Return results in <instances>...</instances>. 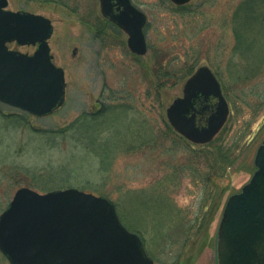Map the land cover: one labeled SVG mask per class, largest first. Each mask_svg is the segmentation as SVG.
<instances>
[{"label": "rangeland", "instance_id": "rangeland-1", "mask_svg": "<svg viewBox=\"0 0 264 264\" xmlns=\"http://www.w3.org/2000/svg\"><path fill=\"white\" fill-rule=\"evenodd\" d=\"M131 1L147 17L148 48L143 55L128 49L127 35L118 28L110 25L102 30L103 37L98 34L96 15L103 18L99 0H79V12L57 2L8 0L7 9L51 20L48 44L54 63L64 70L66 88L64 104L46 116L0 102V213L21 186L76 187L110 198L130 231L143 228L146 235L152 234L161 223L156 208L161 202L174 208L164 218L166 223L176 210L184 209L187 218L198 216L196 229L200 221L211 220L209 233L214 236L227 198L255 170L254 155L264 137V68L256 77L235 84L233 102L226 98L230 112L222 129L208 143L197 144L177 133L166 117V108L182 96L189 75L160 87L153 66L180 67L188 61L197 64L192 72L203 64L214 71L217 65L228 80L239 76V70L236 76L227 70V63L243 65L239 52L232 53L231 25L232 12L242 0H191L184 7L170 0ZM89 9L96 15L89 16ZM261 43L257 38L247 51L251 60L264 56ZM7 47L25 53L35 50L15 42ZM105 104L120 107L93 115ZM84 114L95 120L77 132L61 131ZM219 146L230 147L225 150L227 159L220 157ZM213 204L218 205L215 210ZM195 230L181 259L214 264L205 234ZM0 264H10L1 251Z\"/></svg>", "mask_w": 264, "mask_h": 264}, {"label": "water", "instance_id": "water-1", "mask_svg": "<svg viewBox=\"0 0 264 264\" xmlns=\"http://www.w3.org/2000/svg\"><path fill=\"white\" fill-rule=\"evenodd\" d=\"M177 5L191 0H170ZM0 0V102L46 116L65 101V75L55 65L48 39L51 20ZM101 14L126 34L129 50L147 51L146 14L131 0H99ZM35 45L32 54L8 42ZM229 104L207 65L186 78L182 96L166 108L173 129L203 144L221 130ZM255 170L224 205L216 231V264H264V137ZM0 251L10 264H154L140 236L121 221L114 202L76 187L38 192L21 186L0 213Z\"/></svg>", "mask_w": 264, "mask_h": 264}, {"label": "trees", "instance_id": "trees-1", "mask_svg": "<svg viewBox=\"0 0 264 264\" xmlns=\"http://www.w3.org/2000/svg\"><path fill=\"white\" fill-rule=\"evenodd\" d=\"M49 2H57L63 6H66L70 8L72 11H78L80 8V2L79 0H44ZM187 4L184 5H178V7H184ZM87 14L92 17L94 14V11L92 9H89L87 11ZM95 18V16H93ZM96 19L98 22V26L96 27V31L100 36L103 37L102 30L104 28H107V26H113L115 28L120 29L118 26L113 24L111 21L102 18L98 15H96ZM231 25H232V31L234 36V45L232 48V53L239 52L241 57L242 66L240 65L239 68L236 64V61L230 60L227 63V70L233 71V76H236L238 74L239 70V76L236 77H229V80L227 79L226 75L223 73V71L219 70L218 66L214 67V71L216 76L218 77L223 93L225 97L228 100H231L233 102V96H234V86L237 82H244L247 80H250L254 77H256L264 68V56L259 61L251 60L248 56L247 51L253 46V43L258 38L262 43L261 47L264 49V0H242L239 5H237L231 15ZM109 28V27H108ZM264 55V53H262ZM196 63H189L188 61H185L182 63L180 67L173 66V65H163L158 64L157 66H153V71L155 72V76L157 78V85L162 87L166 84H174L178 79L185 78L187 75H190L192 73V70L196 66ZM177 67V68H176ZM241 72V74H240ZM148 92V89H147ZM101 104V103H100ZM112 106H107V104L103 106H99L100 109H98L97 113H93V115H104L105 111L108 110V107H114L118 108L120 106H116L114 104H111ZM120 105V104H118ZM119 109V108H118ZM91 115L84 114V116L77 117L71 125L68 127H64L61 129V131H79V129L84 126L85 122L89 120H95L91 117ZM97 118V117H96ZM170 128V127H169ZM81 134V133H80ZM230 151V147H226L225 150ZM220 157L223 159H227L228 155L226 154V151L223 149L222 146H219L218 148ZM228 162H230L228 160ZM195 171V170H194ZM174 177H176L174 174H172ZM210 177V175H208ZM32 188H35L39 192H43L45 190H48L44 187V185L40 184H31ZM163 196V195H161ZM217 204V200H215ZM214 202V201H212ZM161 202L156 206L158 208L157 212L159 217H161V223L159 224V227L154 226V230L152 234L146 235L143 226L140 227L141 229H137L134 231L142 238L146 250L150 256L154 258V260L157 262V264H189L187 261L185 262L184 259H181L183 246L186 245V241L190 237V234L193 230H195V226L198 221V216L195 218V220L187 218V214L183 210H176V216L173 218H170L171 220L166 223V220L164 218H169L167 216L169 212L174 209L170 204H162L161 208ZM215 204L211 205V209L215 210L218 205ZM210 211V209H209ZM205 213V210H204ZM205 215V214H204ZM202 225L195 230L196 233H202L205 234L203 237V240H206L204 242L207 243V246L211 247L213 251L215 252V235L211 236L209 227L211 225V220H206L205 223L203 221H200ZM165 245H167V249L163 248ZM176 245H180L179 250L176 252L175 247ZM172 247V248H171ZM163 248V249H162ZM170 248V249H169ZM169 249V250H168ZM168 250V253L167 251ZM156 252H159V254H156ZM160 254H165L162 259L159 258ZM169 255L167 259H165V256ZM198 255V254H197ZM215 259V258H214ZM214 264H216L214 260Z\"/></svg>", "mask_w": 264, "mask_h": 264}, {"label": "flooded vegetation", "instance_id": "flooded-vegetation-1", "mask_svg": "<svg viewBox=\"0 0 264 264\" xmlns=\"http://www.w3.org/2000/svg\"><path fill=\"white\" fill-rule=\"evenodd\" d=\"M16 44H17V43H16ZM17 45H18V44H17ZM31 46H33V48L36 49L37 44H35V45H31ZM147 48H148V46H147Z\"/></svg>", "mask_w": 264, "mask_h": 264}]
</instances>
